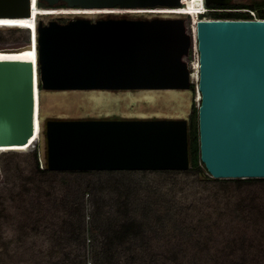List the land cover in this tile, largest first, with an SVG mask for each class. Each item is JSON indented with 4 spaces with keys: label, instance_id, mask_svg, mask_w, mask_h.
I'll list each match as a JSON object with an SVG mask.
<instances>
[{
    "label": "water",
    "instance_id": "95a60500",
    "mask_svg": "<svg viewBox=\"0 0 264 264\" xmlns=\"http://www.w3.org/2000/svg\"><path fill=\"white\" fill-rule=\"evenodd\" d=\"M37 1L48 9L124 10L74 14L65 22L55 15L47 22L45 15L38 16L40 107L44 95L86 93L101 104L107 98L155 103L165 93L178 103L197 91L200 160L208 173L214 179H264V20H198L199 78L194 91L187 60L194 39L186 16L125 12L181 8L183 0ZM32 2L0 0V19L31 18ZM206 4L227 5L218 0ZM28 32L26 42L0 45V53L31 51ZM182 108L77 116L46 114L41 108L44 169L190 171L192 107ZM35 110L34 67L0 64V148L30 145Z\"/></svg>",
    "mask_w": 264,
    "mask_h": 264
},
{
    "label": "rangeland",
    "instance_id": "374dc122",
    "mask_svg": "<svg viewBox=\"0 0 264 264\" xmlns=\"http://www.w3.org/2000/svg\"><path fill=\"white\" fill-rule=\"evenodd\" d=\"M236 3L252 7L263 4L264 0H237ZM119 11L124 10H113ZM170 14L186 15L187 21L192 18L184 13ZM41 15H45V22L52 15L65 22L74 14ZM15 29H0V45L28 40L29 29ZM30 52L3 55L20 62L18 58ZM161 95L155 103L107 98L101 104L86 93L44 95L41 108L46 114L77 116L117 109L173 112L180 107L186 110L190 105L193 112L194 106H199L197 91L183 95L178 103L170 100L169 94ZM43 151L41 139L27 151L1 154L0 264H92L91 245L102 259L104 255L116 256L122 263L129 248L137 252L145 242L151 244L162 264H216L228 262L232 257L264 259V179H214L201 160L199 166L207 179L193 170L180 174L165 171L42 173L38 165L44 168ZM201 217L211 218L199 223ZM126 219L144 222V233L132 238L131 243H123L126 250L118 246L110 254L105 248L108 238ZM91 226L93 240L87 234ZM210 231L215 238L212 241L208 240ZM245 232L250 236L247 244L253 245L252 248H235L232 240L241 239ZM175 253L177 261H174ZM123 263L143 264V261L139 258L136 262L132 259Z\"/></svg>",
    "mask_w": 264,
    "mask_h": 264
},
{
    "label": "trees",
    "instance_id": "16d2710c",
    "mask_svg": "<svg viewBox=\"0 0 264 264\" xmlns=\"http://www.w3.org/2000/svg\"><path fill=\"white\" fill-rule=\"evenodd\" d=\"M38 6L41 8H44V9L48 8L44 3H40V2H38ZM232 7L244 8V7H250V6H246L244 4L243 5L241 4V5H234ZM258 7H264V3L260 4V5L252 6V8H258ZM54 9L62 10V9H68V8L65 5H60ZM225 17L226 18H233V15L226 14ZM263 17H264V14H263ZM0 54H2V53H0ZM192 90L195 91L194 86H192ZM39 91L40 92L42 91L41 84L39 85ZM190 124H191V135H192V169L190 171H192V170L196 171V173L199 177L207 179L204 176L203 170H201V167L199 166L200 148H199V130H198V108H196V106H194L193 112L190 116ZM1 166H2V157H0V169H1ZM38 166H39L38 170L42 173H55V172L47 171L44 168L41 169L40 165H38ZM1 171H2V169H1ZM163 173L180 174V173H184V172L165 171ZM257 217H259V216L257 215ZM209 218H211V217H209ZM208 219H206L205 217L204 218L201 217L199 220V223L200 222L203 223V221L206 222V221H208ZM144 225H145L144 222L139 223L136 220L126 219L124 221V223H122L118 226L116 231L111 233L112 236L111 235L109 236V238H108L109 243L108 244L106 243V247H105L106 250H108L111 254V252L114 251V248H120L118 246H121L122 248H124V246H122L123 243H125V242L131 243L132 238H136L138 236H141L142 233H144L143 232L144 231V229H143ZM91 231H92V226L88 228L87 234L89 235L90 239L93 240L94 236L91 233ZM210 233H212V235L211 234L209 235L208 240L212 241L215 238L213 236V232L210 231ZM262 237H264V234H262ZM262 237H260V239ZM249 241H250V236L247 232H245L241 239L236 238L234 241L232 240V243H233L232 245L237 249L252 248L253 245L247 244ZM207 245L208 244L205 243V246H207ZM232 245L230 246L231 248H232ZM140 246H142V247H140V249L137 252H132L131 249L129 248L128 252H125V258H124L123 262L129 261L132 259H134V262H136L140 258V260L143 261V264H162L160 261V256L157 254V252L154 253L153 247H151L150 243H146V242L141 243ZM93 249L94 248H92V245H91V250H89V254L93 257L92 261H91L92 264H94V263L95 264H124L123 262L119 263V260L116 259V256L112 257L110 255L109 256L104 255L105 259H102L100 253L98 251L93 250ZM176 257H178L177 253H175L174 261L178 260ZM112 260H115V261H112ZM263 261H264V259L260 258V256L259 257L256 256L253 258L251 257V259L249 257H244V258H240V257L239 258H233L232 257V260H230L228 262L223 261L221 263H218V261H217L216 264H264ZM163 264H166V263H163Z\"/></svg>",
    "mask_w": 264,
    "mask_h": 264
},
{
    "label": "bare ground",
    "instance_id": "6f19581e",
    "mask_svg": "<svg viewBox=\"0 0 264 264\" xmlns=\"http://www.w3.org/2000/svg\"><path fill=\"white\" fill-rule=\"evenodd\" d=\"M205 0H183L184 6L181 8H172V9H154V10H138L137 12H143V11H149L151 13H158V14H170V13H184L191 16V21L194 24V30L196 28V24L198 20L202 19L200 17V13L204 11L203 3ZM33 11H32V17L31 18H25V19H0V27L1 28H18V29H24L27 28L30 30L32 34V40L34 48L31 49V52L28 53V55L24 56L22 55L20 58L22 61L20 62H14L13 59L9 56H5L3 54H0V64H19L24 63L27 65H31L34 67V73H35V136L33 137L30 145L28 146H16V147H2L0 148V156L3 152L7 151H27L34 147L39 141H41L40 138V122H39V115L41 112L40 107V91L38 88V69H37V63H36V44H35V34L37 30V22H38V15L41 14H53V13H59V14H86L91 15L95 13H109L113 12V10H72V9H62V10H55V9H44L38 6V1L33 0ZM76 9V8H75ZM80 9V8H79ZM132 12V11H130ZM182 15V14H178ZM186 16V15H185ZM198 72L199 67H195L192 71V82L196 84L198 82ZM201 100V95L198 93L197 102L199 103ZM1 177V176H0Z\"/></svg>",
    "mask_w": 264,
    "mask_h": 264
},
{
    "label": "built area",
    "instance_id": "2783aa9c",
    "mask_svg": "<svg viewBox=\"0 0 264 264\" xmlns=\"http://www.w3.org/2000/svg\"><path fill=\"white\" fill-rule=\"evenodd\" d=\"M119 10V9H117ZM120 12V11H119ZM226 14L233 15V18H226ZM264 7L252 8V7H207L203 13L199 16L202 20H264ZM190 31L194 39L193 45L188 57V64L193 71L195 67H199V50L196 39V28L194 30V24L190 20ZM193 74V73H192Z\"/></svg>",
    "mask_w": 264,
    "mask_h": 264
},
{
    "label": "flooded vegetation",
    "instance_id": "af4514ba",
    "mask_svg": "<svg viewBox=\"0 0 264 264\" xmlns=\"http://www.w3.org/2000/svg\"><path fill=\"white\" fill-rule=\"evenodd\" d=\"M218 1H221V2H225L227 3V5H206L208 7H229V6H234V5H238L236 3L237 0H218Z\"/></svg>",
    "mask_w": 264,
    "mask_h": 264
},
{
    "label": "clouds",
    "instance_id": "9594fccd",
    "mask_svg": "<svg viewBox=\"0 0 264 264\" xmlns=\"http://www.w3.org/2000/svg\"><path fill=\"white\" fill-rule=\"evenodd\" d=\"M207 4H206V0L204 1V3H203V7H204V10L208 7V6H206ZM184 6V5H183ZM203 13V12H202ZM201 14V13H200ZM185 16V15H184Z\"/></svg>",
    "mask_w": 264,
    "mask_h": 264
}]
</instances>
